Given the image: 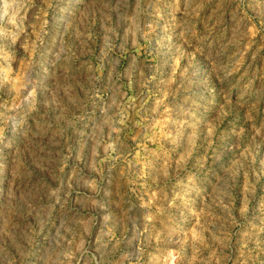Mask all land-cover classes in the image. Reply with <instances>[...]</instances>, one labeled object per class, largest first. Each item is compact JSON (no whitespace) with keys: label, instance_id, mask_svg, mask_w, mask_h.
<instances>
[{"label":"rangeland","instance_id":"374dc122","mask_svg":"<svg viewBox=\"0 0 264 264\" xmlns=\"http://www.w3.org/2000/svg\"><path fill=\"white\" fill-rule=\"evenodd\" d=\"M0 264H264V0H0Z\"/></svg>","mask_w":264,"mask_h":264}]
</instances>
